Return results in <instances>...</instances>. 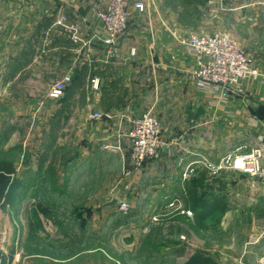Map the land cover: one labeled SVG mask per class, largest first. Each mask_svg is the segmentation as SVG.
<instances>
[{
  "label": "crops",
  "instance_id": "crops-1",
  "mask_svg": "<svg viewBox=\"0 0 264 264\" xmlns=\"http://www.w3.org/2000/svg\"><path fill=\"white\" fill-rule=\"evenodd\" d=\"M108 1L0 0V151L17 149L22 161L10 176L8 206L16 202L11 199L16 189L20 207L62 205L92 190L85 207L104 210L85 216L73 213L68 221L86 224L88 237L103 238L109 224L117 235L127 218L116 211L120 196L108 198V185L115 176L117 185L125 169L133 168L128 134L133 119L147 111L163 122L166 144L160 158L147 163L143 176L128 170L129 185H120L118 191L131 189L143 207L154 209L177 203L183 192V206L199 221L256 206V192L262 194L264 186L254 188L244 177L245 182L229 187L232 196L227 201L217 189L191 200L187 193L193 191L191 180L209 172V166L264 146V60H254L261 66L260 79L238 89L192 79L194 59L175 32L183 37L197 34L185 23L202 16L196 6L202 0H183V9L180 0H131L144 1L147 10L131 6L132 27L114 58L107 57L102 44L79 51L70 32L56 25L58 17L66 15L81 31L98 28L94 10ZM243 1L244 9L253 7L249 20L263 23L258 0ZM67 75L71 82L63 96L50 98L52 85ZM95 79L100 80L97 88ZM95 113L102 117L94 118ZM44 194L50 195L49 201L41 199ZM108 212L117 214L110 217ZM260 225L253 226L238 257L229 256V264H264V222ZM173 254L179 264L190 260L181 263V249L169 259ZM31 258L34 264H51L46 256L28 254L23 247L0 249L1 264H32ZM176 258L163 264H178Z\"/></svg>",
  "mask_w": 264,
  "mask_h": 264
},
{
  "label": "rangeland",
  "instance_id": "rangeland-1",
  "mask_svg": "<svg viewBox=\"0 0 264 264\" xmlns=\"http://www.w3.org/2000/svg\"><path fill=\"white\" fill-rule=\"evenodd\" d=\"M128 1L132 6L131 0ZM179 3L183 9V0ZM188 3L192 5L191 1ZM244 4L243 0L198 1L196 6L201 7L202 16L187 20L185 26L197 29V34H223L230 37L248 53L253 64L261 70V66L259 67L254 60H264V42L260 44L262 40L264 41L261 28L264 27V22L250 21L249 18L253 14L251 16L248 10L253 7L244 9ZM2 27H4L3 23ZM129 27H132L131 19ZM128 35L129 33L119 40L117 50ZM175 35L179 39L183 37L176 32ZM21 162L17 149L0 151V249L10 246L23 247L27 249L28 254L38 252L46 256L51 264H57L54 260L64 261L65 264H88L89 262L90 264H163L164 260L175 259L177 254H173V258L169 259L170 254L178 253L180 249L183 253L181 263H184L186 258L202 256L212 264H229V256L236 254V258L238 257L243 244L248 241L247 236L253 226L260 227L262 226L260 222H264V192L262 194L256 192L257 202L254 207H241L232 216H228L226 212L213 220L199 221L194 216V211L183 206V192L177 203L168 204L165 208L143 207L139 202L141 198H137L135 192L132 194L130 188L128 192L118 191L120 185L126 187L129 183L125 184V182L131 180L130 176L122 173L116 182L118 187L113 185L116 176H113L112 185L107 183L109 187L107 195L110 199L113 194H118L120 198H126L131 202V208L127 213L120 212V206L116 208L120 215L127 218L126 223L117 235L113 234L114 225L109 224L107 234L103 238L88 237L83 230L86 224L81 221H68V217L70 218L73 213L81 216L100 214V211L104 210L99 207H85V203L94 194L92 190L82 191L77 196L69 198V202L67 200L63 202L62 205L56 203L52 206L20 207L17 203L19 191L15 188L11 199L15 198L16 202L8 206L9 193L3 191V188L7 179H12L10 176L14 175ZM147 163L138 170L134 166L130 169L134 173L139 171L141 177L144 175ZM216 166H209V172L191 180L193 191L187 193L188 199H195L201 194L207 197L213 189H217L220 192L215 193L227 201L232 196L229 187L242 184L245 182L244 178L248 179L246 182L254 188L264 186V179H254L237 170L212 171V167ZM130 169H125V172ZM95 180L98 181L99 177ZM35 194V191L30 192L31 196ZM43 196L41 197L43 201H49V194ZM116 214L117 212L113 214L108 212L110 217ZM141 221L143 223L139 224ZM261 228L264 231V227ZM20 235L23 236L22 241L19 240ZM31 259L32 264L37 262L35 258ZM177 260L179 264V258Z\"/></svg>",
  "mask_w": 264,
  "mask_h": 264
},
{
  "label": "built area",
  "instance_id": "built-area-1",
  "mask_svg": "<svg viewBox=\"0 0 264 264\" xmlns=\"http://www.w3.org/2000/svg\"><path fill=\"white\" fill-rule=\"evenodd\" d=\"M55 1L65 3V0ZM257 3L264 9V0H258ZM133 6L139 12L147 10L144 1H136ZM94 11L98 28L81 31L79 26L70 23L64 14L58 17L56 25L65 27L70 32L71 39L79 47V51H90L95 45L102 44L106 48L107 57L114 58L117 55L119 40L129 33L131 4L128 0H109L103 7ZM2 30L0 20V32ZM180 42L194 59L189 72L190 77L196 81L234 90L246 81H257L261 77L260 70L253 64L248 53L226 35L191 34L181 37ZM70 82V75L55 82L50 89L49 97L60 99ZM99 82V79L93 80V86L97 88ZM105 116L111 117L109 114ZM101 117L100 113L94 114V118ZM128 139L131 163L138 170L148 161L160 157L166 144L164 125L155 114L147 111L133 119ZM212 169L214 172L223 169L237 170L251 178L263 180L264 146L229 155ZM138 172L136 173L139 174ZM117 202L120 212L127 213L130 210L131 204L126 198L117 199Z\"/></svg>",
  "mask_w": 264,
  "mask_h": 264
},
{
  "label": "trees",
  "instance_id": "trees-1",
  "mask_svg": "<svg viewBox=\"0 0 264 264\" xmlns=\"http://www.w3.org/2000/svg\"><path fill=\"white\" fill-rule=\"evenodd\" d=\"M9 183H10V179H7L4 185L3 191H6L5 189L9 185ZM187 264H212V263L209 262V260L205 257L197 256V257L191 258Z\"/></svg>",
  "mask_w": 264,
  "mask_h": 264
}]
</instances>
